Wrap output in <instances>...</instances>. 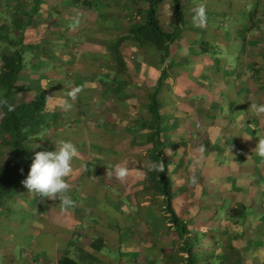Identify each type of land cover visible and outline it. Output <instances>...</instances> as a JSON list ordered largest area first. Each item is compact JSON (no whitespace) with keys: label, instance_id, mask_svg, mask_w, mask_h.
<instances>
[{"label":"crops","instance_id":"0c3cea01","mask_svg":"<svg viewBox=\"0 0 264 264\" xmlns=\"http://www.w3.org/2000/svg\"><path fill=\"white\" fill-rule=\"evenodd\" d=\"M15 1L24 6L33 3ZM81 1L45 0L40 6L42 16L38 27L28 30L27 42H42L52 52L53 57L45 56L42 62L55 68V75L39 79L33 55L20 80L33 91L17 95L28 102L38 89L50 91L47 108L58 115V121L44 129L32 144L41 147L32 148V153L54 150V142L61 139L75 144L80 158L73 161L69 183L77 206L63 213L59 200L30 194L20 182L0 206V264H62L63 258L88 264H264V158L253 152L264 137V116L249 109L251 103L264 104V0H161L157 8L161 25L178 33L169 57L159 64L128 38L119 49L122 69L112 46L142 21L149 0H88L94 18L89 19L91 27L84 28L85 37L76 28L82 18ZM198 3L206 4L207 20L201 27L192 22ZM60 21L66 26L54 28ZM70 26L77 34L72 29L69 40L85 53L79 67L84 70L89 64L90 69H76V84L62 88L65 79L59 74L69 69L72 49H62L68 57L60 54L54 47L58 40L52 41L51 35ZM163 69L168 71L161 93L168 177L174 209L186 229L183 238L175 227L169 229L173 239L165 252V220L157 218L165 215L161 207L140 195L141 203L123 204L141 192L145 156L151 147L131 135L134 122L149 115L146 110L136 114L128 99L136 95L135 88L153 90ZM87 81L93 95L82 91L69 101L72 110H64L60 105L68 99L67 92L85 87ZM120 83L126 88L118 96L113 87ZM113 95L122 100L121 105L114 107ZM148 102L149 97L145 108ZM82 105H89V110ZM84 116L95 118L94 128H85L83 139H78L74 126L79 123L74 121L83 123ZM70 118L73 122L67 123ZM200 146L205 148L203 160L194 164ZM6 156L8 151L0 146V162ZM109 163H127L132 169L128 179L121 183L108 177ZM193 175L196 184L190 182ZM135 226L143 230L141 239L131 232ZM15 227L18 232L26 228L20 237L23 245L17 244ZM17 246L31 249L33 255L14 260Z\"/></svg>","mask_w":264,"mask_h":264},{"label":"trees","instance_id":"16d2710c","mask_svg":"<svg viewBox=\"0 0 264 264\" xmlns=\"http://www.w3.org/2000/svg\"><path fill=\"white\" fill-rule=\"evenodd\" d=\"M44 1L33 0L31 6H24L22 3L19 5L15 0L0 1V100H6L14 107V111L9 112L7 106H0V146L8 151V156L0 162V206L10 196L12 190L27 177L34 156L32 144L39 140V136L47 126L58 121V115L47 108L51 97L48 89H38L36 97L28 102L17 99V95L33 91L32 86L20 84L27 70V58L29 56L32 58L34 55L37 59L34 70L38 72L43 68L41 67L42 58L53 57L52 52L45 49L42 42H27L28 30L38 26V19L42 16L40 6ZM74 2L79 4L80 0H74ZM159 2L161 0H149L142 21L131 27L129 36L120 37L118 42L112 46L118 69L123 68L120 45L128 38L137 42L145 54L154 55L159 64L166 62L170 45L178 38V33L168 32L161 25L157 14ZM68 3L70 2L68 1L67 5ZM81 4L89 7L92 5L88 0L81 1ZM64 26L66 24L59 25L60 28ZM51 37L54 40L52 35ZM63 45L65 49L70 48L69 45L72 46L69 38L64 41ZM167 72L163 69L156 87L148 91L149 102L146 104V113L149 116L147 119H138L134 122L135 126L131 128V135L134 138L139 136L138 139L141 140L142 146H151L145 156V177L141 184L143 187L140 190V197L145 201L158 204L162 212L169 216L168 220L174 225L178 235L183 238L186 229L173 206L172 182L168 177L170 162L166 153L168 145L163 132L164 116L161 93L165 80L168 78ZM108 84L110 85L109 82ZM125 88L126 85L120 83L113 87V91L118 95ZM149 160H163L165 171L162 173L150 171L147 167ZM96 247L98 248V245L94 246L95 249ZM61 262L62 264H88L68 258L61 259Z\"/></svg>","mask_w":264,"mask_h":264},{"label":"clouds","instance_id":"9594fccd","mask_svg":"<svg viewBox=\"0 0 264 264\" xmlns=\"http://www.w3.org/2000/svg\"><path fill=\"white\" fill-rule=\"evenodd\" d=\"M193 13V24L197 27L204 26L207 20L206 4H196ZM83 90L82 87L69 90L66 94L68 99L63 100L60 106L66 111L72 110L74 105L69 101H75ZM0 106H7L9 112L14 111V107L8 104L6 100H0ZM249 109L258 117L264 116V104L251 103ZM69 120L72 121V119ZM54 144V150L35 151L27 177L21 183L30 194L39 195L52 201L59 200L60 211L67 213L77 206V202L70 195L72 186L69 180L74 174L73 161L80 158V153L70 140L61 139L55 141ZM40 147L39 144H36L33 149ZM196 151L200 155L194 160V164H200L203 160L205 148L200 146ZM253 152L264 158V137L258 139ZM147 167L150 171L160 173L165 171L163 160H149L147 161ZM106 168L107 176L114 177L121 183L128 179L132 171L127 163H109ZM190 182L196 184L197 177L195 175L191 176Z\"/></svg>","mask_w":264,"mask_h":264},{"label":"rangeland","instance_id":"374dc122","mask_svg":"<svg viewBox=\"0 0 264 264\" xmlns=\"http://www.w3.org/2000/svg\"><path fill=\"white\" fill-rule=\"evenodd\" d=\"M92 1V0H91ZM90 1V2H91ZM70 2V1H69ZM92 3V2H91ZM81 11H80V14H81V19H78V23H79V26L78 27H76L77 29H79V32L81 33V32H83L82 33V35H80V36H82V37H85L86 35H84V33H85V27L86 26H89V27H91V21L89 20V19H93L94 17H92L91 16V14L93 15L94 13H92L93 11V8H91V7H89V6H85V5H83V4H81ZM260 20V19H259ZM259 20H257V22H258V24H259ZM261 21V20H260ZM61 22V21H60ZM60 22L59 23H57V25H56V23L54 24V28L55 27H59V25H60ZM75 26H76V23H75ZM38 27V26H37ZM36 28V27H35ZM75 27L73 28L72 26H70V27H68V28H66V29H64V30H60V35L59 34H56V35H52L53 37H54V40H58V43H56V44H54L55 46V48H57L56 49V51H59V53L60 54H63V55H65V56H67L68 57V51L67 50H62V49H65L64 48V41L67 39V38H71V36L69 37V34L71 33V30L73 29L75 32H76V34H77V31L75 30L76 29ZM60 29H62V28H60ZM59 37H61V39H59ZM63 37H67V38H63ZM40 41L43 39V36H40ZM53 40V39H52ZM53 40V41H54ZM71 44H72V46L71 45H69L70 46V48L72 49V55H71V64H70V66H69V69H66V70H64L63 72H65V75L64 74H62V73H60L59 75H60V79H65V80H62L64 83H62L63 85H61L62 86V88H64V87H70V86H67V85H75L76 84V82H75V80L76 79H73L74 78V75H75V72H76V69H78V71H85V70H87L88 72H89V70L88 69H90V67H89V64L87 65V67L86 68H84V70H82L81 68L82 67H79V65L81 66V60H82V58L85 56L84 54L85 53H83V51H82V48L80 47V49H77L76 50V47H74L73 45V43L71 42ZM61 49V50H60ZM67 49H69V48H67ZM54 52V51H53ZM209 55L211 56V57H213L214 56V52H210L209 53ZM30 57V56H29ZM27 58V67H26V69L27 68H29L30 69V59L31 58ZM41 67H43L42 69H39V71H38V74H39V79H42L43 77H44V79H46L47 78V75H55V74H53V72L55 71L54 69L55 68H47V67H45L44 66V64H42L41 63ZM26 72V71H25ZM57 74H58V71L56 72ZM40 74H42L41 75V77H40ZM80 74V73H79ZM126 74H127V72H126ZM63 75L65 76V77H63ZM68 82V83H67ZM67 84V85H66ZM146 86V85H145ZM84 90H83V94H87L88 96H92L93 94H90L89 93V89L91 88V86H90V83L87 81V84L85 85V87H82ZM135 90H137L136 91V95L134 96V97H132V99H128V103H131L130 104V107L129 108H131V107H133V108H135V110H136V114H138V112H140V110H143V112H145V110H146V108L144 107V104L143 103H145V102H147V99H148V93H147V89H140V88H135ZM111 101L110 102H112L113 104H115L114 105V107H117V105H121V102H122V100H118L117 99V97L115 96V95H113V96H111V99H110ZM118 100V101H117ZM125 102H127V100H125L124 101V104H125ZM112 103H110V105H113ZM87 106H89V105H82V108L83 109H85V107H87ZM119 108H120V106H118ZM139 107V108H138ZM86 109H88L89 110V107H87ZM83 112V111H82ZM84 119H83V123L81 122H79L78 120L77 121H74V123L75 122H77V126L75 127L74 126V128L76 129V132L74 133V134H76L75 136L77 137L78 136V139H83V135H84V129L86 128L87 129V127H92V128H94L93 126H91L92 125V123L94 122V120H95V118L94 117H92V118H86L85 116L83 117ZM70 119H72V118H70ZM76 119H77V117H76ZM68 120V119H67ZM96 120H97V118H96ZM73 122V119H72V121H70V120H68L67 121V123H72ZM93 124H95V123H93ZM72 127V126H71ZM148 149H146V151H147ZM138 199H140L139 198V194H137L136 196H134L133 195V197H132V200L131 199H128V200H126L125 202H123V204H128V203H141L140 201H138ZM142 201V200H141ZM119 204H122L121 202L119 203ZM154 212H156V211H154ZM152 212H150V213H148L150 216H153V213L151 214ZM223 214H226V213H223ZM156 216H157V213H156ZM158 216H161V217H157V218H160V219H162V218H164V227H163V236H162V247H163V252H165L166 250H168L170 247H171V242H172V240H171V238L173 239V236H171V233L169 232V229H171V227H174V225L172 224V223H170V221L168 220V215L165 213V215H163V214H160V215H158ZM161 221V220H160ZM157 223H158V220H157ZM160 223V222H159ZM19 224V223H18ZM167 224H170V226L169 225H167ZM20 227H25V226H20ZM19 227V228H20ZM13 229V232L16 234V239H17V244H21L20 242H21V239H20V237H22V235H23V233H25L26 232V228H22V229H20L19 231L20 232H18V230H17V228L15 227V228H12ZM131 232H132V234L134 235V236H136V237H139L140 239L143 237V230H141L140 231V228L139 227H134L132 230H131ZM13 238V239H12ZM14 234H11V236H10V239H12V243L14 242ZM21 245H23V244H21ZM189 249L191 250L192 249V244L189 246ZM13 254H14V260H16V261H19V260H21L22 258H23V256L24 255H26L27 253L29 254V256L30 255H33L32 254V252H31V249H27L25 246L22 248V247H19V246H17V247H15L14 249H13ZM30 252H31V254H30ZM34 252V251H33ZM184 252V251H183ZM33 257V256H32ZM11 260H12V257H11Z\"/></svg>","mask_w":264,"mask_h":264}]
</instances>
